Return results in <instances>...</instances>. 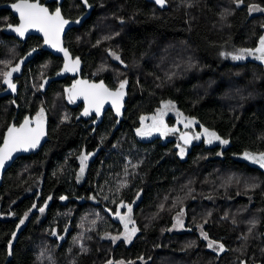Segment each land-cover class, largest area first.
<instances>
[{"label":"trees","instance_id":"obj_1","mask_svg":"<svg viewBox=\"0 0 264 264\" xmlns=\"http://www.w3.org/2000/svg\"><path fill=\"white\" fill-rule=\"evenodd\" d=\"M89 1L90 17L66 45L81 58L85 78L112 85L114 75V86L126 81L129 93L123 120L105 117L99 129L76 121L68 75L42 90L63 65L45 51L16 79L17 112L5 74L41 43L17 45L0 25V145L16 117L19 124L43 110L50 124L44 148L20 157L0 187V264H264V169L241 159L264 153V64L212 56L223 45L259 48L264 0ZM252 6L263 12L251 14ZM65 15L80 16L68 8ZM163 102L197 123L185 156L179 139L136 137L143 117ZM199 128L228 143L208 146L196 139ZM83 147L102 151L81 181L76 156ZM136 200L133 241L104 239L123 232L112 215ZM182 211L185 231L170 232ZM70 222L58 249L51 234ZM200 228L222 253L209 249Z\"/></svg>","mask_w":264,"mask_h":264},{"label":"snow or ice","instance_id":"obj_2","mask_svg":"<svg viewBox=\"0 0 264 264\" xmlns=\"http://www.w3.org/2000/svg\"><path fill=\"white\" fill-rule=\"evenodd\" d=\"M158 4L163 6L165 0H156ZM15 12L19 14L20 23L18 26L13 27V30L17 32L21 37L24 36L25 32L29 28H35L38 31L42 32L45 36V43L50 44L54 48H58L59 51L64 52L65 58H68V52L60 47L59 36L65 24L68 21L64 20L61 16L60 10L57 8L55 13L50 14L48 9L42 7L38 2L34 0H17L16 3L12 5ZM247 51L251 54V50H241L240 54L233 56V59H243L244 52ZM260 55L257 59L264 60V38H261L260 47L255 50ZM118 59V57H117ZM79 60L77 59L72 67L65 64V70H73L78 66ZM13 72L18 71V68H13ZM7 78L11 77V72L5 74ZM6 78V83H9L10 87L13 89L15 85L11 84L10 79ZM126 81L121 82L119 90L115 92H110L104 85L101 84H88L87 81H78L76 85H73V89H70V99H74L76 95H82L85 101L88 103L89 108L85 109L84 115H88L89 109L95 108L97 115L100 113V108L103 105V102L106 98H113V105L116 107L117 114H119V104L118 99L123 96V89L125 87ZM77 85H83V87L77 88ZM43 113L41 111L40 117ZM40 117L37 118L36 128H30V121L25 119L24 123L19 127H10L7 131V134L4 138V147L0 148V167L3 166V163L6 159L11 156L13 151L24 149L27 150L30 147H35L39 142L40 136L43 134ZM207 132V130H205ZM139 135H144L143 130H138ZM211 138L220 140L215 133H208ZM183 138V137H182ZM211 142V140L209 141ZM222 144H227L228 141L221 140ZM183 151V150H182ZM245 158L252 160L254 163H258L262 168H264V153H261L258 156H253L249 153H245ZM86 159V157H85ZM83 172V168H81ZM43 208L40 209L43 212ZM128 211L131 212V207L128 208ZM23 223V221H21ZM177 223L181 224L179 218H177ZM127 227V225H125ZM135 232V229H132V233ZM126 237L130 239L131 234ZM205 239L207 236L205 235ZM209 246H212L210 242ZM219 250L223 251V245L219 246Z\"/></svg>","mask_w":264,"mask_h":264},{"label":"water","instance_id":"obj_3","mask_svg":"<svg viewBox=\"0 0 264 264\" xmlns=\"http://www.w3.org/2000/svg\"><path fill=\"white\" fill-rule=\"evenodd\" d=\"M51 1L52 0H47V2H51ZM81 1L83 2L84 6L86 8V12L74 20L65 18L64 15L62 14L61 7L58 8L60 10L62 18L64 20L68 21V23L64 25L63 30L61 31L60 36H59L60 47L64 48L68 52V58L67 59L65 58L64 52L59 51L58 48H54L48 43H45V37L42 36L41 34H39L38 32L32 31L33 28H29L25 32L23 37H21L17 32H15L13 30V27H10V26H18V25H8L7 27L4 28L3 32L6 36L14 37L22 43H25L26 39L31 34L40 35L44 39V44H43L41 50L42 51H49L52 54H54L55 56H59V57L63 58L64 59V68H65L66 63L70 67L71 65H73V56H72L69 48L65 47V41H64L65 34L73 28H81L83 26L84 22L90 17L92 10L94 8L93 6L88 4L87 0H81ZM150 1L157 3L156 0H150ZM12 5L13 4L6 5V8L11 10L14 13V15L19 16V14L17 12H15V10L13 9ZM55 11L53 13H55ZM33 57H34V53H28L26 56H24L22 59H20L19 62L15 65L14 68H18V71H15V72L11 71V77L7 78V79H10L11 84L15 85L14 89L12 87H10L9 83L5 82V85L7 86L8 91L13 95V103H14V106H15L17 112L19 110V107L16 103V99L18 96L19 85L14 83V78L22 75V72L24 71L25 66L29 64V62L33 59ZM45 81H46V79L44 80V82ZM79 81H87L88 84H101L102 83L104 85V87L108 89V87L104 81H90V80L83 79L81 76L79 77ZM80 87H83V85H77V88H80ZM117 90H119V89L109 90V91L115 92ZM123 93H124L123 96L118 99V104H119V109H120L119 114H117L116 107L113 105V98H106L103 102L102 107L100 108L99 115H97L95 108L89 109L88 115H84L85 109L89 108V105L85 101V99L82 95H76L75 98L72 100L75 103H78V104L84 103V105H85L84 108L82 109V111L80 112V114L76 117V121L77 122H79L80 120L88 121L92 117L97 116V120L101 122L104 119L105 112L107 110L111 109L112 111L115 112V114L118 118V121L120 122L124 118V111L126 109V102L129 98V93L127 90H123ZM25 119H28L30 121V124H29L30 128H36L37 117H32L31 115H27L19 124H16V122H17V117H16L12 121L10 126L7 128V130L5 131L4 138H5L7 131L10 127L19 128L24 123ZM40 121H41L43 134L40 136L39 142L36 144V146L30 147L27 150L19 149V150L13 151L11 153V156L4 161L3 166L0 167V187L4 181L5 174L7 173V171L14 165V163L20 157L31 156V155L37 154L38 152H40L44 148L46 142L49 139L50 126H49V121L47 119H40ZM4 138L2 140L0 148L4 147ZM179 140L183 146L190 147L194 144L195 138H194V135L192 132L185 131L179 135ZM70 233H71V222L68 224L63 235L59 236L57 230L53 231V233L51 234V237H52V239H58V241H59L58 249H60L63 246V243H64L63 239L67 240ZM19 234H20V231L17 232V236Z\"/></svg>","mask_w":264,"mask_h":264},{"label":"rangeland","instance_id":"obj_4","mask_svg":"<svg viewBox=\"0 0 264 264\" xmlns=\"http://www.w3.org/2000/svg\"><path fill=\"white\" fill-rule=\"evenodd\" d=\"M263 10L257 6H252L251 8V14H258L262 13ZM264 38V37H263ZM260 47V46H259ZM241 49L234 48L230 45H223L217 47L213 53L212 56L218 60L221 63L224 62H232V63H239L243 62L246 60H256L258 62H261L264 64V60L257 59V57L260 55V53H257L255 50L251 51V54H249L247 51L244 52V58L243 59H233V56L240 54ZM214 54V55H213ZM113 60L117 61V55L112 54ZM110 70L116 74L118 73V70L114 67L111 66ZM94 73H92L93 75ZM44 116V114L42 115ZM173 120L171 123L170 120ZM143 126L144 130L146 131L145 135L148 138L152 137H158L161 138L162 141H167L169 139H179V135L185 131H190V129H194L197 127V123L194 120H191L187 117H185L182 113L178 111V109L169 102H163L162 106L157 109V111L150 116L143 117ZM206 129H201L199 128V133L196 135L197 138L203 139L208 146L214 145V144H222L220 141L221 140H216L214 138H211L208 133L211 132H206ZM217 136V135H216ZM211 140V142H209ZM181 148V156H185L186 152L188 151L186 146H179ZM183 150V151H182ZM252 155V154H251ZM253 156H258V155H253ZM241 159L254 164L256 166L261 167L258 163H254L250 159H246L245 155L241 157ZM262 168V167H261ZM264 169V168H263ZM137 201H134L133 203H127L123 202L118 206L117 212L112 215L113 219L115 221H118L121 223L123 227V232L121 234L115 235V234H107L104 236V239L106 240H111L114 243H118L120 241H124L127 244H130L135 236L138 234V228L136 226L135 220H134V207L137 204ZM131 207L132 211L129 212L128 208ZM177 218L181 221V224L177 223ZM184 221H185V212L182 211L178 213L175 216V222L173 227L170 229V232H184ZM127 225V227H125ZM132 229H135V232L132 233ZM200 234L201 236L205 239V233L203 232L202 228H200ZM129 233L131 234L130 239L126 238ZM208 241V247L212 251L216 253H222L223 251L219 250V246L221 245L220 243H217L215 241H210L208 238L205 239ZM210 242L212 243V246L210 247L209 244ZM224 249V247H223Z\"/></svg>","mask_w":264,"mask_h":264},{"label":"flooded vegetation","instance_id":"obj_5","mask_svg":"<svg viewBox=\"0 0 264 264\" xmlns=\"http://www.w3.org/2000/svg\"><path fill=\"white\" fill-rule=\"evenodd\" d=\"M88 1V4H90V1ZM17 0H0V12L1 11H4L6 10L7 13L2 16L0 15V25H6L5 27H7L8 25H19L20 23V20H19V16H16L14 15V13L7 9L6 8V5H10V4H14L16 3ZM34 2H38L41 6L45 7L48 9L49 13L52 14L57 8L61 7V11H62V14L64 15L65 18L67 19H70L69 17H67L65 15V12L67 13V8H68V12L69 13H75V14H80L83 15L85 12H86V8L83 4V2L81 0H52L51 2H47V0H34ZM93 6V5H91ZM79 17V16H78ZM76 17V18H78ZM74 18V19H76ZM74 19H71V20H74ZM4 27V28H5ZM4 28H2V32L4 30ZM32 31L34 32H38L39 34H41L42 36H44V34L40 31H38L37 29L33 28ZM73 31V29L69 30L66 34H65V37H64V41H65V47H68L66 45V36L71 32ZM4 33V32H3ZM5 35V34H4ZM6 36V35H5ZM7 37H10V36H7ZM45 37V36H44ZM14 38V37H12ZM38 39V41H40V45L38 47H32V49H29L28 52L24 55L26 56L28 53H34V57L37 53H40V52H44L42 51V46L44 44V39L38 35V34H31L27 39H26V42L23 43V47L24 45L31 39ZM16 39V38H14ZM4 40L3 39H0V43H3ZM16 43L17 45H19V43H22L20 42L19 40L16 39ZM69 48V47H68ZM70 50V48H69ZM45 52H48L50 53L52 56L54 57H57L59 58L63 65H62V71H58L56 75H53V76H49L47 77L46 81H42L41 83V87H42V90H48L49 86H50V83L53 81H56L60 78H63L65 76H69L70 78H66L67 79V82H68V86H69V90L73 88V85H76L77 82L79 81V77L81 76L83 79H86V80H90V81H99V80H96V76L94 75L92 78H89V77H84V73H83V65H81L80 61H81V58L79 56H75V54L70 50L72 56H73V64L74 62L78 59L79 60V64L78 66H76L73 70H65L64 68V59L59 57V56H55L54 54H52L51 52L49 51H45ZM33 57V59H34ZM23 58V57H22ZM21 58V59H22ZM19 62V61H18ZM72 67V65L70 66V68ZM25 69V68H24ZM24 72V71H23ZM22 72V74H23ZM54 74V72H52ZM86 76H88L86 74ZM21 77V76H20ZM18 77H15L14 78V83L15 84H18V82H16V79ZM45 80V79H44ZM113 84L112 85H107L108 89L109 90H116V89H119V86H114V75L112 76V78L110 79ZM63 86V84H61ZM67 92V96H68V101L70 102L69 104L74 108V109H77V116L80 114V112L82 111V109L84 108V103H75L72 99H70V92ZM123 90H127L128 91V86L125 84V87ZM126 110V109H125ZM42 113L44 114V116L40 117V114H41V110L38 112V114L35 116V117H40V119H47L48 118L46 117L45 115V112L42 110ZM124 114H125V111H124ZM112 116L114 119L117 118L116 114L114 111H112L111 109L107 110L104 114V118L105 117H110ZM118 119V118H117ZM49 121V120H48ZM104 121V119H103ZM103 121H98L97 120V116L95 117H92L90 120H88V123H90L91 126H94V129H99L101 126H103ZM119 122V121H118ZM102 124V125H101ZM101 125V126H99ZM50 126V124H49ZM99 126V127H98ZM138 130H143L144 133H146V131L144 130V126H143V121L142 123L138 126V128L135 130V133H136V137L138 140L142 141V142H148L150 140H153L154 138L156 137H152V138H148L145 134L144 135H139L138 134ZM102 150L98 147L96 151H93V150H88L86 149V147H83L82 148V151L76 156V161H77V165H78V177H79V180H83V177L85 175V173L89 170L90 168V165L98 158L99 156V153L101 152ZM86 157V159H85ZM81 168H83V172L81 171ZM8 172V171H7ZM57 230V229H55ZM66 230V228L62 231V232H59L58 230V234L59 236L63 235L64 231ZM71 233H72V230H71ZM70 233V234H71ZM70 234L67 238V240L63 239L64 243L63 245L68 241L69 237H70ZM52 239V238H51ZM53 241L56 242V246L58 248V244H59V241L58 239H52Z\"/></svg>","mask_w":264,"mask_h":264}]
</instances>
